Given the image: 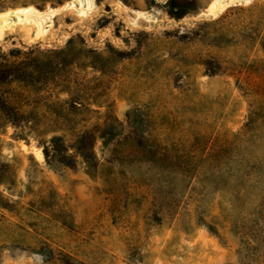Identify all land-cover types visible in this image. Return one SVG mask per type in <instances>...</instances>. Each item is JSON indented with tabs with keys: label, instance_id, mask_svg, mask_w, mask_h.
Returning <instances> with one entry per match:
<instances>
[{
	"label": "rangeland",
	"instance_id": "obj_1",
	"mask_svg": "<svg viewBox=\"0 0 264 264\" xmlns=\"http://www.w3.org/2000/svg\"><path fill=\"white\" fill-rule=\"evenodd\" d=\"M213 2L0 0V264H264V0Z\"/></svg>",
	"mask_w": 264,
	"mask_h": 264
},
{
	"label": "bare ground",
	"instance_id": "obj_2",
	"mask_svg": "<svg viewBox=\"0 0 264 264\" xmlns=\"http://www.w3.org/2000/svg\"><path fill=\"white\" fill-rule=\"evenodd\" d=\"M234 1L235 0H214V2L209 6V9L212 10L211 13L213 14L217 11V9L227 7V6L231 5ZM78 5H79V3H78ZM65 7H73V4H68ZM20 12L22 14L21 16L23 17V19L18 20L17 21L18 24L21 22H25L27 24L33 23L37 26V33L41 34V35L47 31V27L51 23V18L54 15H56V13H57L56 10H51L48 13H42V12H39L37 10H31V9H21ZM7 16H8L7 13L0 15V40L2 39L4 32L14 24V23L12 24V23L7 21ZM11 16H13V15H11ZM35 36H37V35H35ZM36 156H37L38 160L43 159V156L41 153L37 152Z\"/></svg>",
	"mask_w": 264,
	"mask_h": 264
},
{
	"label": "trees",
	"instance_id": "obj_3",
	"mask_svg": "<svg viewBox=\"0 0 264 264\" xmlns=\"http://www.w3.org/2000/svg\"><path fill=\"white\" fill-rule=\"evenodd\" d=\"M251 122H256V121H250V123ZM247 246H248V244H246V245L244 244L242 247H240V249L238 250L239 253H241L243 249L247 248Z\"/></svg>",
	"mask_w": 264,
	"mask_h": 264
}]
</instances>
